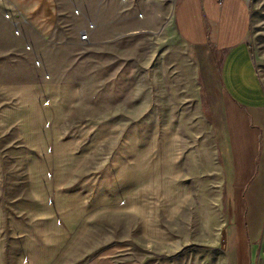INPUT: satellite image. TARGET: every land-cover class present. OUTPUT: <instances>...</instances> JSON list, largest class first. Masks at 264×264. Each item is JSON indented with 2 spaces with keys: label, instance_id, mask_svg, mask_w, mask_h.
<instances>
[{
  "label": "crops",
  "instance_id": "obj_1",
  "mask_svg": "<svg viewBox=\"0 0 264 264\" xmlns=\"http://www.w3.org/2000/svg\"><path fill=\"white\" fill-rule=\"evenodd\" d=\"M7 1L25 32L44 45L30 40L40 67L32 65L28 80L0 87V131H16L23 148L22 163L14 165L23 174L12 190L0 153V264H151L149 253L133 245V236L151 234L150 205L167 193L166 171L151 170L150 133L73 121L81 87L60 68L66 57L58 48L74 37L58 30L59 0ZM173 2L172 26L192 50L205 118L224 147L208 155L217 158L238 203L264 181V86L247 42L250 3ZM89 26L82 23L81 31ZM167 156L164 149L154 160L165 164ZM259 186L255 213L264 209ZM170 187L169 202L176 204V186ZM237 246L240 254L239 238Z\"/></svg>",
  "mask_w": 264,
  "mask_h": 264
},
{
  "label": "rangeland",
  "instance_id": "obj_2",
  "mask_svg": "<svg viewBox=\"0 0 264 264\" xmlns=\"http://www.w3.org/2000/svg\"><path fill=\"white\" fill-rule=\"evenodd\" d=\"M249 3L247 42L264 86V0ZM59 5L58 30L74 37L72 44L58 48L66 57L60 68L62 73L68 68L81 87L72 120L149 132L151 170L166 171V197L159 195L158 203L150 205L156 208L151 234L133 236L134 248L143 247L151 264H264V209L255 213L253 208L258 183L264 202V181L253 183L237 203L217 158L208 155L211 148L224 152V147L205 118L192 50L172 26L173 0H59ZM16 14L7 0H0V87L26 81L32 65L40 67L31 56L30 40L44 43L25 32ZM82 23L95 26L90 43L80 42ZM164 149L172 156L161 164V158L159 163L154 159ZM0 153L12 190L22 173L14 170L23 154L16 131H0ZM171 185L180 198L176 204L169 202ZM137 226L133 221L135 233Z\"/></svg>",
  "mask_w": 264,
  "mask_h": 264
},
{
  "label": "built area",
  "instance_id": "obj_3",
  "mask_svg": "<svg viewBox=\"0 0 264 264\" xmlns=\"http://www.w3.org/2000/svg\"><path fill=\"white\" fill-rule=\"evenodd\" d=\"M17 19H21V16L19 14H16ZM95 29L94 25H90L88 29L81 31L80 35V42L81 43H90L91 42V34L93 30Z\"/></svg>",
  "mask_w": 264,
  "mask_h": 264
}]
</instances>
